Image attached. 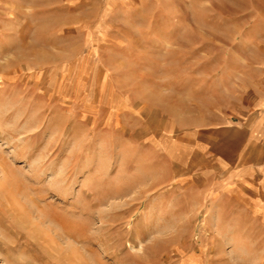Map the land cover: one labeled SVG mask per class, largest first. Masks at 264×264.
Here are the masks:
<instances>
[{
    "label": "rangeland",
    "instance_id": "obj_1",
    "mask_svg": "<svg viewBox=\"0 0 264 264\" xmlns=\"http://www.w3.org/2000/svg\"><path fill=\"white\" fill-rule=\"evenodd\" d=\"M263 63L264 0H0V264H264L201 156Z\"/></svg>",
    "mask_w": 264,
    "mask_h": 264
},
{
    "label": "crops",
    "instance_id": "obj_2",
    "mask_svg": "<svg viewBox=\"0 0 264 264\" xmlns=\"http://www.w3.org/2000/svg\"><path fill=\"white\" fill-rule=\"evenodd\" d=\"M263 72L264 63L256 73L239 74V79H234L241 88H247V115H244L245 111L227 114L224 123L237 135L229 139V146H218L219 153L213 145V149H204L206 151L201 154L203 164L211 166L215 172L227 174L237 184L247 183V205L257 207L261 212L264 206Z\"/></svg>",
    "mask_w": 264,
    "mask_h": 264
},
{
    "label": "bare ground",
    "instance_id": "obj_3",
    "mask_svg": "<svg viewBox=\"0 0 264 264\" xmlns=\"http://www.w3.org/2000/svg\"><path fill=\"white\" fill-rule=\"evenodd\" d=\"M6 60H8V59H6ZM7 64V63H6ZM2 65V64H1ZM5 66H7V65H5ZM5 69V68H4ZM53 106V105H52ZM4 111V110H3ZM7 113V112H6ZM9 113V115H10V113L11 112H8ZM3 115V114H2ZM2 115H0V116H2ZM4 118L3 119H5L6 118V116H3ZM9 117V116H8ZM18 118V117H17ZM35 118V117H34ZM29 119H31V118H29ZM36 119H38V118H36ZM36 119H34V121L36 120ZM39 121V120H38ZM35 122H37V121H35ZM38 123V122H37ZM30 125H31V123H30ZM36 127V126H35ZM6 131V130H5ZM8 131V130H7ZM10 132V131H9ZM8 133V132H7ZM33 134V133H32ZM12 135V134H11ZM13 136V135H12ZM2 162V161H1ZM4 164V163H3ZM2 172V171H1ZM5 173H3L2 175H4ZM8 174V173H7ZM4 177V176H3ZM5 178H8L7 176L5 177ZM11 178V177H10ZM9 179V178H8ZM9 181V180H8ZM9 184H10V182H9ZM16 185V184H15ZM2 187V186H1ZM15 187V186H14ZM1 194V193H0ZM108 194V193H107ZM16 210V209H15ZM15 212V211H14ZM98 214H100V213H98ZM15 215V214H14ZM18 215V214H17ZM20 218V217H19ZM54 219V218H53ZM19 220V219H18ZM20 220H21V218H20ZM19 220V221H20ZM18 221V222H19ZM21 221H23V220H21ZM20 221V222H21ZM69 221V220H68ZM67 221V222H68ZM19 222V223H20ZM25 221H23V223H24ZM24 224H26V223H24ZM61 225V224H60ZM65 225V224H64ZM66 225H68V223L66 224ZM24 226V225H23ZM65 227V226H64ZM67 227V226H66ZM69 227V226H68ZM28 228V227H27ZM39 229V228H38ZM37 229V230H38ZM65 229V228H64ZM67 229V228H66ZM70 229V228H69ZM69 229L67 230V231H69ZM41 234V233H40ZM6 235V234H5ZM30 236V235H29ZM38 236V235H37ZM9 237V236H8ZM42 239H43V236L41 237ZM46 238V237H45ZM252 238V237H251ZM252 240H253V238H252ZM255 240H256V238H255ZM3 242V241H2ZM8 243V242H7ZM15 243V242H14ZM12 247V246H11ZM36 248H38V247H36ZM46 248V247H45ZM41 249H43V248H41ZM40 250V249H39ZM44 253V252H43ZM82 254V253H81ZM46 255V254H45ZM21 257V256H20ZM45 257V256H44ZM86 258V257H85ZM43 259H45V258H43ZM47 259V258H46ZM69 259H71V258H69ZM17 261V260H16ZM71 261V260H70ZM48 262V261H47ZM81 262V261H80ZM84 262V261H83ZM24 263V262H23ZM86 263V262H85ZM58 264V263H57ZM73 264V263H72Z\"/></svg>",
    "mask_w": 264,
    "mask_h": 264
}]
</instances>
